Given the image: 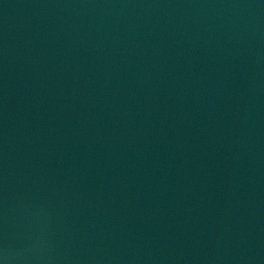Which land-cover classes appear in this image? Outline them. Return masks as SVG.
I'll return each instance as SVG.
<instances>
[{"label": "water", "instance_id": "1", "mask_svg": "<svg viewBox=\"0 0 264 264\" xmlns=\"http://www.w3.org/2000/svg\"><path fill=\"white\" fill-rule=\"evenodd\" d=\"M0 264H264V0H0Z\"/></svg>", "mask_w": 264, "mask_h": 264}]
</instances>
